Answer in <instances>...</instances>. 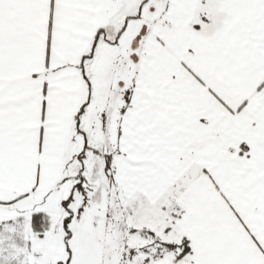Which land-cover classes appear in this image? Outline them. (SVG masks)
<instances>
[{"label":"snow or ice","instance_id":"snow-or-ice-1","mask_svg":"<svg viewBox=\"0 0 264 264\" xmlns=\"http://www.w3.org/2000/svg\"><path fill=\"white\" fill-rule=\"evenodd\" d=\"M0 264H264V0H0Z\"/></svg>","mask_w":264,"mask_h":264}]
</instances>
